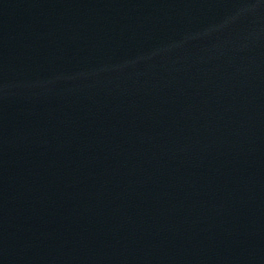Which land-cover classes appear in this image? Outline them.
Returning a JSON list of instances; mask_svg holds the SVG:
<instances>
[{"label": "water", "instance_id": "obj_1", "mask_svg": "<svg viewBox=\"0 0 264 264\" xmlns=\"http://www.w3.org/2000/svg\"><path fill=\"white\" fill-rule=\"evenodd\" d=\"M0 264H264V0H0Z\"/></svg>", "mask_w": 264, "mask_h": 264}]
</instances>
